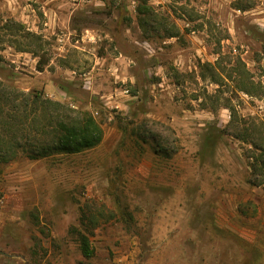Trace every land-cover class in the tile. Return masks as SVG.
Instances as JSON below:
<instances>
[{
	"label": "rangeland",
	"instance_id": "rangeland-1",
	"mask_svg": "<svg viewBox=\"0 0 264 264\" xmlns=\"http://www.w3.org/2000/svg\"><path fill=\"white\" fill-rule=\"evenodd\" d=\"M144 1L0 0V79L104 131L0 162V264H264V0Z\"/></svg>",
	"mask_w": 264,
	"mask_h": 264
},
{
	"label": "trees",
	"instance_id": "trees-1",
	"mask_svg": "<svg viewBox=\"0 0 264 264\" xmlns=\"http://www.w3.org/2000/svg\"><path fill=\"white\" fill-rule=\"evenodd\" d=\"M151 10L145 0L139 13L148 15ZM103 136L101 124L90 112L48 97L42 91H25L0 79V162H9L21 154L39 159L82 153L99 145ZM255 148L260 151L255 152L252 162L253 173L257 174L264 170V149ZM79 235L84 254L92 255L88 237Z\"/></svg>",
	"mask_w": 264,
	"mask_h": 264
},
{
	"label": "crops",
	"instance_id": "crops-1",
	"mask_svg": "<svg viewBox=\"0 0 264 264\" xmlns=\"http://www.w3.org/2000/svg\"><path fill=\"white\" fill-rule=\"evenodd\" d=\"M113 58H116V60L119 59V57H117V56H116V57H113ZM103 62H104V61L102 60V62H99V61H98V62H96V63H97V64H98V63H101V64H102ZM96 67H97V66H96ZM96 67H95L94 74H93V75H94V76H93V80H94V81H95V78H97V79H98V78H99V79H102L100 75L105 74V73H103V72H104V69H102L103 67H100V69L98 68V70H96Z\"/></svg>",
	"mask_w": 264,
	"mask_h": 264
},
{
	"label": "built area",
	"instance_id": "built-area-1",
	"mask_svg": "<svg viewBox=\"0 0 264 264\" xmlns=\"http://www.w3.org/2000/svg\"><path fill=\"white\" fill-rule=\"evenodd\" d=\"M73 75H77L75 71H73ZM81 77H83L84 80H90V73H84L80 74ZM125 93H128V90H125Z\"/></svg>",
	"mask_w": 264,
	"mask_h": 264
},
{
	"label": "bare ground",
	"instance_id": "bare-ground-1",
	"mask_svg": "<svg viewBox=\"0 0 264 264\" xmlns=\"http://www.w3.org/2000/svg\"><path fill=\"white\" fill-rule=\"evenodd\" d=\"M30 171V170H29ZM24 175V174H23Z\"/></svg>",
	"mask_w": 264,
	"mask_h": 264
}]
</instances>
